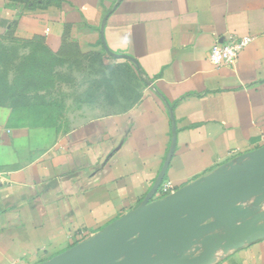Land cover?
<instances>
[{"label": "crops", "instance_id": "0c3cea01", "mask_svg": "<svg viewBox=\"0 0 264 264\" xmlns=\"http://www.w3.org/2000/svg\"><path fill=\"white\" fill-rule=\"evenodd\" d=\"M230 36L253 41L213 66ZM5 40L133 84L56 117L0 81V264H42L139 207L174 138L164 180L180 187L264 146V0H0ZM214 264H264V239Z\"/></svg>", "mask_w": 264, "mask_h": 264}, {"label": "water", "instance_id": "95a60500", "mask_svg": "<svg viewBox=\"0 0 264 264\" xmlns=\"http://www.w3.org/2000/svg\"><path fill=\"white\" fill-rule=\"evenodd\" d=\"M174 145L139 207L42 264H214L263 240L264 146L155 199Z\"/></svg>", "mask_w": 264, "mask_h": 264}, {"label": "rangeland", "instance_id": "374dc122", "mask_svg": "<svg viewBox=\"0 0 264 264\" xmlns=\"http://www.w3.org/2000/svg\"><path fill=\"white\" fill-rule=\"evenodd\" d=\"M31 53L38 54L36 59L23 63L22 57ZM89 57L88 60L76 55L52 58L43 53L41 47L5 40L0 42V81H8L10 87H21L19 89L28 93L24 96L31 95L38 104L48 102L53 105L56 117L67 116L79 102L89 108L94 102L110 98V86L119 76L133 84L126 70L112 69L95 56ZM18 71L22 72L21 77H17ZM7 74L10 75L8 78Z\"/></svg>", "mask_w": 264, "mask_h": 264}, {"label": "built area", "instance_id": "2783aa9c", "mask_svg": "<svg viewBox=\"0 0 264 264\" xmlns=\"http://www.w3.org/2000/svg\"><path fill=\"white\" fill-rule=\"evenodd\" d=\"M253 41V37L230 36L224 43L216 44L209 54V61L215 67H229L237 63L240 53ZM180 186L169 179L160 184L155 199H162L175 193Z\"/></svg>", "mask_w": 264, "mask_h": 264}]
</instances>
